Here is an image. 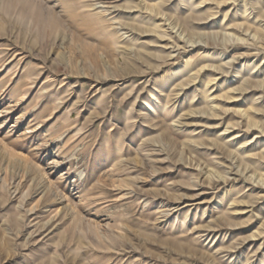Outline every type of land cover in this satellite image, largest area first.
Instances as JSON below:
<instances>
[{"label":"rangeland","instance_id":"1","mask_svg":"<svg viewBox=\"0 0 264 264\" xmlns=\"http://www.w3.org/2000/svg\"><path fill=\"white\" fill-rule=\"evenodd\" d=\"M0 264H264V0H0Z\"/></svg>","mask_w":264,"mask_h":264},{"label":"bare ground","instance_id":"2","mask_svg":"<svg viewBox=\"0 0 264 264\" xmlns=\"http://www.w3.org/2000/svg\"><path fill=\"white\" fill-rule=\"evenodd\" d=\"M153 109H154L153 107L150 108V110H153Z\"/></svg>","mask_w":264,"mask_h":264}]
</instances>
